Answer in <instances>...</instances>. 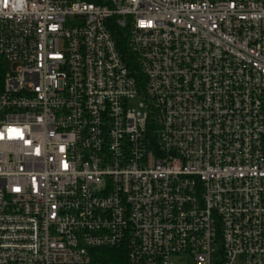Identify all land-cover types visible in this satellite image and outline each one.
<instances>
[{"label":"built area","instance_id":"built-area-1","mask_svg":"<svg viewBox=\"0 0 264 264\" xmlns=\"http://www.w3.org/2000/svg\"><path fill=\"white\" fill-rule=\"evenodd\" d=\"M118 248L264 264V0H0V264Z\"/></svg>","mask_w":264,"mask_h":264},{"label":"trees","instance_id":"trees-1","mask_svg":"<svg viewBox=\"0 0 264 264\" xmlns=\"http://www.w3.org/2000/svg\"><path fill=\"white\" fill-rule=\"evenodd\" d=\"M111 33L115 38L119 51L125 58H129V51L127 47V39L123 31L111 27ZM93 259L99 264H127V252L124 249H101L94 251Z\"/></svg>","mask_w":264,"mask_h":264}]
</instances>
